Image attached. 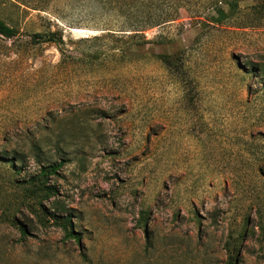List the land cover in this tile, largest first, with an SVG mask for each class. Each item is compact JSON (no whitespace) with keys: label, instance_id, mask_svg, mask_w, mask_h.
<instances>
[{"label":"rangeland","instance_id":"374dc122","mask_svg":"<svg viewBox=\"0 0 264 264\" xmlns=\"http://www.w3.org/2000/svg\"><path fill=\"white\" fill-rule=\"evenodd\" d=\"M26 1L0 0V264H264V0H147L146 44L139 0Z\"/></svg>","mask_w":264,"mask_h":264},{"label":"trees","instance_id":"16d2710c","mask_svg":"<svg viewBox=\"0 0 264 264\" xmlns=\"http://www.w3.org/2000/svg\"><path fill=\"white\" fill-rule=\"evenodd\" d=\"M18 3H20L21 5H24L26 7H29L31 3H29L26 0H16ZM101 3H103L104 5H108V6H113L115 7L117 10H119L120 12L123 10L122 14L125 15L127 9L130 10L132 3H128L127 0H99ZM140 5L138 12L135 16V18L137 19L136 22H138V24L136 25H132L129 28V30H123L121 32H130V36L132 38H144V41L142 42L143 44L148 43V41L146 40V38L144 37V29H141V27L143 25L140 24V22H143L144 25L146 26H150V27H155L157 25H160L161 23H166L167 21H170L167 19V17L163 14H158L156 12V10L154 9H150L151 6H153L152 4L149 5V3L147 4V0H139V3H137ZM35 6V5H32ZM144 6V7H143ZM36 10H42L45 9L46 7H43L42 3L39 6L36 7H30ZM147 8V10H146ZM149 8V10H148ZM126 10V11H125ZM144 13L143 14V18L142 16H138L139 13ZM17 34V31L12 28L11 26H9L5 21H3L2 19H0V35H2L3 37L6 38H13L15 37ZM34 40H41L44 42H62L61 38L56 36V33H49L48 35L46 34H35L33 36ZM20 163H23L22 159L18 160ZM64 165V161L60 160L58 163H48L45 165H41L40 167V172L36 177H33L30 180V184L33 186L36 185H41V189H43V186L47 185V180L50 176L53 175H58V171L62 168V166ZM48 195H55L57 193V190L53 187V186H48L47 190H46ZM55 216V215H53ZM21 231L23 233H26V229L22 228ZM69 237L73 238L76 241H80L81 240V235L79 232H76L75 230H68V234Z\"/></svg>","mask_w":264,"mask_h":264}]
</instances>
